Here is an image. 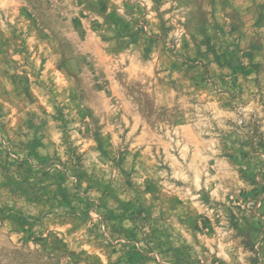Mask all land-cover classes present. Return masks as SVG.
Listing matches in <instances>:
<instances>
[{
  "label": "rangeland",
  "instance_id": "1",
  "mask_svg": "<svg viewBox=\"0 0 264 264\" xmlns=\"http://www.w3.org/2000/svg\"><path fill=\"white\" fill-rule=\"evenodd\" d=\"M0 264H264V0H0Z\"/></svg>",
  "mask_w": 264,
  "mask_h": 264
}]
</instances>
